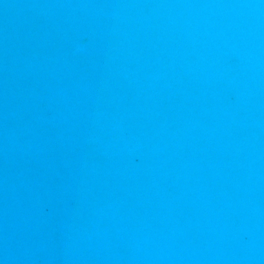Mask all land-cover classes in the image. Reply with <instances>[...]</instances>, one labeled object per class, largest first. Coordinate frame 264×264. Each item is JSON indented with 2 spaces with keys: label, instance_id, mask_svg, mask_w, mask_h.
I'll use <instances>...</instances> for the list:
<instances>
[{
  "label": "water",
  "instance_id": "obj_1",
  "mask_svg": "<svg viewBox=\"0 0 264 264\" xmlns=\"http://www.w3.org/2000/svg\"><path fill=\"white\" fill-rule=\"evenodd\" d=\"M0 264H264V0H0Z\"/></svg>",
  "mask_w": 264,
  "mask_h": 264
}]
</instances>
